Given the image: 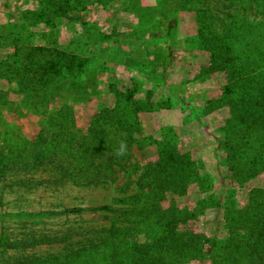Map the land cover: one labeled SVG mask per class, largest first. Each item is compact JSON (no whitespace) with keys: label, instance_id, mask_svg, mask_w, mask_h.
I'll return each instance as SVG.
<instances>
[{"label":"trees","instance_id":"16d2710c","mask_svg":"<svg viewBox=\"0 0 264 264\" xmlns=\"http://www.w3.org/2000/svg\"><path fill=\"white\" fill-rule=\"evenodd\" d=\"M73 1L39 0L22 28L45 22L52 29L56 19L70 18ZM164 4L174 11L198 13L202 46L213 53L220 69L232 75L222 96L210 102L214 108L230 107L220 146L226 150L231 181L243 186L264 172V0H164ZM24 33L9 28L4 33L2 44L15 46V51L1 66L13 77L2 78L15 85L30 110L47 120L32 140L14 141V123L8 133L0 132V178L12 171L43 168L56 172L53 182L99 186L116 182L122 170L129 176L141 172L135 193L118 200L128 206L117 209L110 225L77 232L81 239H72L76 235L72 228L16 238L0 231V264H264V188L252 187L243 204L235 189L224 197L202 199L205 206L224 209V236L182 228L193 214L175 197L187 194L193 182L203 179L192 154L179 150L176 137L167 135L154 140L157 160L132 161L136 147H142L139 112L171 104H156L150 96L138 98L135 83L124 91L112 84L115 105L100 109L84 131L77 125L76 104L88 99L97 84L95 77H84L88 58L59 46L56 39L49 45L48 33L42 34L45 45L30 43ZM8 93L0 89L4 105ZM77 209L82 210H70ZM141 234L146 239H139ZM43 244L63 247L58 252L29 251Z\"/></svg>","mask_w":264,"mask_h":264},{"label":"rangeland","instance_id":"374dc122","mask_svg":"<svg viewBox=\"0 0 264 264\" xmlns=\"http://www.w3.org/2000/svg\"><path fill=\"white\" fill-rule=\"evenodd\" d=\"M84 1L74 0L70 18L56 19L51 29L45 22L29 28L21 26L28 21L29 12L38 9L39 0H0V89L9 91L8 103L4 105L0 100V132L8 133L10 123H14V141L32 140L47 120L30 110L15 85L2 78L13 77L1 66L15 51V46L2 44L4 33L8 28L23 29L30 43L40 45L48 43L42 36L48 33L52 39L49 45L56 39L59 46L86 55L89 71L84 77L97 79L94 92L76 104L80 129L86 131L100 109L115 105L112 84L124 91L135 83L138 98L150 96L156 104H171L139 112L142 147H136L132 161L145 164L157 160L159 147L154 140L175 136L178 149L192 154L203 176L202 182L189 186L187 194L175 197L179 206L189 208L193 214L181 227L226 235L224 209L205 206L202 199L224 197L235 189L236 198L243 204L252 187L264 188V172L243 186H234L231 181L226 150L220 146L230 107L214 108L210 101L222 96L232 75L220 69L213 53L202 46L198 13L171 10L164 0ZM140 172L129 176L122 170L116 182L99 186L53 182L50 179H56V172L43 168L9 172L0 178V231L16 238L60 234L72 228L76 233L72 239H81L77 232L110 225L119 214L117 209L128 206L118 200L135 193ZM129 177L132 183L127 187ZM171 197L164 206L170 205ZM105 205L115 210H93ZM76 208L82 210H70ZM139 239H146V235L141 234ZM62 247L43 244L29 251L58 252Z\"/></svg>","mask_w":264,"mask_h":264},{"label":"crops","instance_id":"0c3cea01","mask_svg":"<svg viewBox=\"0 0 264 264\" xmlns=\"http://www.w3.org/2000/svg\"><path fill=\"white\" fill-rule=\"evenodd\" d=\"M142 115V114H141ZM183 124V123H182Z\"/></svg>","mask_w":264,"mask_h":264}]
</instances>
